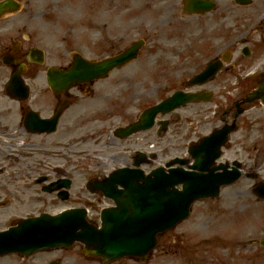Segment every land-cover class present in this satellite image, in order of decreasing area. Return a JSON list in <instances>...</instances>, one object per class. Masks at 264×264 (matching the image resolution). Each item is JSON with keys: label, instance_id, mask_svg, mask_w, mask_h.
Instances as JSON below:
<instances>
[{"label": "flooded vegetation", "instance_id": "1", "mask_svg": "<svg viewBox=\"0 0 264 264\" xmlns=\"http://www.w3.org/2000/svg\"><path fill=\"white\" fill-rule=\"evenodd\" d=\"M215 2L216 9L211 12L218 14L217 21L212 24L213 56L220 57L223 52L229 51L230 61L225 62L216 76L202 87H186L187 80L200 71V65L192 75L181 72V65L168 71L166 54L164 59L161 57V70L155 71L156 82H153V89L164 93L177 89L199 91L204 88L210 91L208 95L213 94V101L194 102L191 111L172 112L159 117L158 121L161 119L163 122L157 123L150 131L129 137L130 141L129 138L122 139L115 134L114 127L135 121L140 112L150 105L145 104L144 99L152 89V73L144 72L143 76L142 70L131 68L126 71L121 67L112 70L107 78L93 83L77 82L72 86L65 75L48 72L50 66L62 70L69 68L72 62V51L69 48L48 51L39 57L31 53V48L38 45H28L31 38L25 39L24 34L20 38H13L0 25V229L16 224L23 217L43 212L57 213L66 208L88 207V204L90 209L96 208L102 200L106 202L102 207L110 206L112 202L101 193H90L95 199L89 203L86 188L88 178L83 186L74 188L73 174L81 172L102 178L117 167L134 166L136 161L143 162L141 167L148 172L153 169V160L157 157H151L153 151L147 148L153 136L164 138L180 135L182 139L190 137L189 141L197 142L201 138L198 127L205 122L211 123V117L201 121L203 117L209 116L213 105L224 111L222 120L233 119L236 101L259 83L264 85V38L257 40L248 37L246 22L236 24L235 17L234 24L232 18L229 22L228 17L232 11L241 10L234 0ZM150 3L159 6L161 14L169 15L175 10V0H150ZM242 8L245 11V6ZM132 31L130 24L114 25L112 38L107 40L105 30L101 29L96 52L88 57L100 59L119 52L131 41L128 39ZM233 31L239 34L233 37ZM114 41L117 45L111 51H102V45ZM172 53L178 54L175 50ZM245 53L250 55L246 56ZM142 55L138 57L139 61L143 59L147 62L153 57V53L147 51ZM13 76L16 77L14 82L11 81ZM9 85L18 87L19 97L9 94ZM216 85L221 88L220 96L223 100L214 102ZM87 98L98 100V108L89 112L85 104ZM242 106L246 111L260 110V113L250 120H243L241 116L238 118L239 128L234 132L238 135L233 133L227 147L240 155V169L243 173L237 182H245L247 188L244 194L249 192L254 196L253 186L249 190L247 181L263 177L264 104L258 100ZM97 120L106 125L89 131V125ZM110 125L113 126L107 134L105 126L107 128ZM137 141H141L142 145L134 148ZM88 142L96 145L97 152L91 155L100 156V161L93 160L96 166L92 169H79L78 164H72V159L84 158L86 162L89 155ZM138 151L148 153V157L137 154ZM234 159L231 161L229 157H223L220 163H231ZM246 200L243 198V201ZM255 202L263 203L256 197ZM243 206H247V203ZM0 264L107 263L87 257L83 253V245L75 242L71 248L46 250L28 257L11 254L0 258Z\"/></svg>", "mask_w": 264, "mask_h": 264}, {"label": "rangeland", "instance_id": "2", "mask_svg": "<svg viewBox=\"0 0 264 264\" xmlns=\"http://www.w3.org/2000/svg\"><path fill=\"white\" fill-rule=\"evenodd\" d=\"M20 1L23 10L15 15L9 14L3 20L6 26L15 31L22 29L27 34L35 35L41 44L50 49L76 46L82 50L85 49V52L91 48L96 52L97 47L95 46L100 35L99 28L104 27L106 29L105 25L109 24V32L106 29L104 33L108 34L107 40H111L112 25L120 23L129 15L128 13H132L134 10H136V13L140 11V13L132 15L131 18H126L135 25L137 30L135 34H138V29L143 30L144 25L150 28L148 31L162 30L159 35L151 38L152 40L147 47L153 49V45L161 44L165 48V50H157L151 60H147V62L141 60V64L145 63V66L149 68L147 71L142 69L143 76H145L144 72L152 73V89L144 99L147 104L155 103L160 99L159 93L161 91L153 89V77L155 71H158L161 57L164 59L167 54L165 60L168 64L177 60L183 61L180 71L186 75H191L212 52V46L208 39L209 16L206 15L197 19H193L194 17L182 18L180 13L177 12L179 7L176 4V10L166 15L157 10V13H155L150 9L141 12L142 3L145 0H130L129 5L126 3L128 0ZM246 12L251 16L252 23L257 21L264 24V19L261 18L264 16V0H254ZM164 19L165 21H174L172 23L175 24L174 28L169 29L166 23L162 21ZM124 23L126 22L124 21ZM189 28L194 30L188 32ZM262 32H264V29ZM262 32L259 30L256 32L254 27H247L246 35L259 39ZM199 36L201 38L198 42L196 40L192 41V39ZM116 45V41L109 44L105 43L102 45V51L109 52ZM177 47L180 48L179 54L170 52ZM132 66L126 71H130L131 68L138 69V65ZM174 84H177V81H174ZM216 88L221 89L217 85ZM87 103L88 108H92L96 104L90 103L89 99ZM252 114L247 113L244 118L251 119ZM220 116H222V112L218 113L211 122L214 125L221 124ZM210 127L211 124L209 127L207 124H202L200 127L201 132H207ZM98 128L97 123L89 125V130ZM239 132L241 134V129ZM153 143L157 148L164 145H173L163 155V159L176 153H182L184 145L187 144L183 142L181 147H178L167 139H159V142ZM248 145L250 146L249 142ZM95 148L96 145L88 142V152L94 151ZM249 152H252V150ZM231 153V151H227V156L233 157L236 154ZM238 156L240 155L238 154ZM93 160V158H87L85 162L84 158L72 159V164H78L79 169H92L96 166ZM90 176L93 175H84L81 172L74 173V188L82 186L85 179ZM246 188L247 184L245 182H237L227 189L225 188L226 190H223L221 196L217 199H205L196 202L190 217L167 236L160 239L158 247L149 259L137 262L130 258H122L118 264H264V250L257 244V240L250 239V237L255 236L254 234H259L264 230V206L255 205L249 195L247 196L249 199L243 201ZM246 203L250 205L243 206ZM91 211L90 217L96 221L98 211Z\"/></svg>", "mask_w": 264, "mask_h": 264}, {"label": "water", "instance_id": "3", "mask_svg": "<svg viewBox=\"0 0 264 264\" xmlns=\"http://www.w3.org/2000/svg\"><path fill=\"white\" fill-rule=\"evenodd\" d=\"M10 4L16 6L10 0L1 2L0 10ZM131 51L103 62L81 59L71 70L66 71L67 76L72 80L101 76L110 68L124 62L126 58L134 56L133 50ZM210 70L209 66L206 71ZM202 78L204 76L200 77ZM184 99V95L181 97L175 94L151 108L147 114L154 118L158 111L171 110L176 106L175 103ZM226 135L227 129L218 135V141L223 140ZM204 166V169H207L206 165ZM142 176L138 172L122 170L112 174L105 185L97 184L105 191L110 186L113 189L112 196L118 204V207L106 209L101 228L83 223L81 232L75 231L71 234L75 225L71 219L75 216L74 212H66L60 216L44 215L25 220L19 226L0 232V254L12 250L31 252L65 244L71 239H80L90 246L91 254L103 255L109 259L124 255L139 256L144 259L155 246L158 232L175 227L180 220L187 217L195 199L218 193V183L211 185L213 180L211 174L203 173L198 176L194 172L180 169L169 174L167 179L161 171L155 172L153 176L145 178ZM140 179L142 183L139 182ZM230 180L223 177L221 184ZM181 182L184 183L183 190L175 189V185ZM117 183L124 185L126 190L117 193L115 191Z\"/></svg>", "mask_w": 264, "mask_h": 264}]
</instances>
